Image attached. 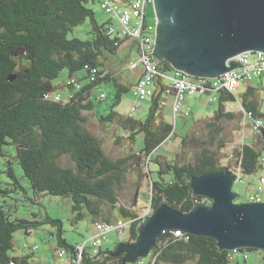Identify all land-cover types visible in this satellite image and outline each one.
<instances>
[{
	"label": "trees",
	"instance_id": "16d2710c",
	"mask_svg": "<svg viewBox=\"0 0 264 264\" xmlns=\"http://www.w3.org/2000/svg\"><path fill=\"white\" fill-rule=\"evenodd\" d=\"M96 1L100 2L0 0V157H6L5 146H11L12 158L17 160L34 194L71 200L75 220L90 218L95 234L102 225L126 223V233L122 235H127L126 241L114 249L86 245L81 260V264H122L125 255L117 254L119 246L136 242L140 229L159 207L167 205L189 214L211 206L212 200L194 194L192 178L227 169L221 166L227 121L244 116L240 122L249 119L250 127L257 120L264 122V82L260 80L258 86L245 84L241 93L221 90L214 115L204 119L206 124L201 126L196 125L203 119H193L186 135L181 136L180 151L168 159L158 152L166 141L179 137L175 129L178 117L173 124L165 112L169 89L165 77L176 70L168 61L155 57L163 76L156 78L155 91L146 99L150 107L145 119L135 117L136 113H120L118 107L124 95L133 92L140 72L130 69L134 59L120 72L110 67V59L121 56L120 50L129 38L109 34L114 28L113 16V21L98 23L90 7ZM87 20L91 23L90 38H70L74 29ZM64 71L68 79L56 84ZM105 84L115 90L108 107L103 103L110 96L101 92ZM66 88L69 94L63 97L58 90ZM207 88H211L210 82ZM231 105H237L240 112ZM89 113L102 127L117 128L128 136L130 148L125 156L114 159L107 155L99 138L87 128ZM182 118L187 120L183 115ZM253 134L254 138L235 152L242 177L264 171V126ZM13 162L8 159L4 171L13 182L6 183V187L0 181V264H31L33 252L11 254L15 233L30 234L45 225L56 228L59 256H68L69 264L83 245L77 247L64 238L61 219L48 214L15 216L12 195L22 187ZM130 172H135L140 181L149 179L150 212L145 216L135 210L141 182H136L133 203L121 200ZM253 251L262 252L255 248L226 250L211 237L168 229L156 238L148 255L150 260H141L146 264H235L238 254L247 261Z\"/></svg>",
	"mask_w": 264,
	"mask_h": 264
},
{
	"label": "water",
	"instance_id": "95a60500",
	"mask_svg": "<svg viewBox=\"0 0 264 264\" xmlns=\"http://www.w3.org/2000/svg\"><path fill=\"white\" fill-rule=\"evenodd\" d=\"M155 10V57L191 77L215 78L237 68L239 54L264 52V0H155ZM236 179L229 169L193 177L194 194L212 200L211 206L189 214L159 207L136 242L119 246L122 264L146 258L168 229L211 237L226 250H264V202L235 203Z\"/></svg>",
	"mask_w": 264,
	"mask_h": 264
},
{
	"label": "rangeland",
	"instance_id": "374dc122",
	"mask_svg": "<svg viewBox=\"0 0 264 264\" xmlns=\"http://www.w3.org/2000/svg\"><path fill=\"white\" fill-rule=\"evenodd\" d=\"M94 12L98 23L104 24L112 20V15L108 14L101 8L99 1L91 4L90 6ZM147 27L148 34L153 37L156 31L157 16L154 4H149L147 7ZM113 21V20H112ZM112 26L118 30L120 28V23L117 19L113 21ZM91 30V23L87 20L82 25L76 27L74 31L70 34V38L78 37L81 39H89V32ZM138 56V54H137ZM137 56L135 60L137 59ZM109 65L112 69L123 70L127 67V61L124 57L120 55L117 57H112L109 61ZM121 72V75H124ZM174 73L171 72L170 75ZM129 76V75H128ZM124 77V76H123ZM254 77H256L254 75ZM68 79L67 71H64L59 78L55 80L56 84L62 83ZM125 80V77L123 78ZM170 83V81H168ZM247 85L258 86L261 81L256 78L249 80ZM245 85V84H244ZM243 85V86H244ZM242 86V87H243ZM244 91V87L237 90L241 93ZM58 92L63 96L67 97L69 90L60 89ZM101 92L107 93L110 97L103 103L105 107L110 106L111 95L114 94V88L109 85H103ZM66 99V98H65ZM136 101L135 95L132 91L126 93L123 98L122 104L118 107V111L124 115L131 113V107ZM137 105L141 107V111L136 113L134 116L140 119H145L149 107L150 101L146 100L143 102H138ZM235 111L240 112L237 105H231ZM217 109L216 102L210 101V95L200 94L198 96H193L188 98V103L184 107L182 113L187 114V120H183L182 115L179 114L177 118V123L175 124L176 133L179 137H174L166 141L159 150V154L165 155L168 159L174 158V155L180 151L181 148V136L186 135L187 131L192 125L193 119L201 120L196 126H201L206 124L209 117L214 115ZM88 123L87 128L99 138L102 143L103 149L108 156L116 159L125 156L129 152V139L124 133H121L117 128H104L98 123L94 114H87ZM243 120L244 116L241 117ZM166 119L171 123L174 122V118L171 115V111L166 109ZM205 119V120H204ZM240 119V118H239ZM236 119L234 121H227L225 124V130L223 134L225 135L227 144L222 151L221 166L229 169L232 173L237 175V179L233 185V192L238 194L239 197L234 199L235 203H248L251 195L255 193L256 186L258 184L259 178L264 174L263 170L258 171L255 174L243 175L240 173L239 164L235 156V152L240 149L244 142L251 141L254 138L253 130L250 127V120L246 119V124L240 122L241 120ZM174 124V123H173ZM242 124V125H241ZM205 132H202L204 135ZM120 139V142H119ZM5 151L8 152L6 157H0V181L4 186L7 187L6 183H12V180L8 179L5 170L8 166L6 165L8 159L13 160V168L18 179L19 185L18 193H14L12 196L15 197L14 210L15 216L20 218H32L34 214H38L40 217L48 214L53 218H58L63 221L64 238L67 239L69 243L75 246H80L86 244L88 247L91 246V239L95 234V227L91 222L90 218L76 221L75 215L72 211V201L64 197H56L51 195H35L28 180L23 176L22 170L17 163V160L12 158L14 155L11 151V146H5ZM184 155V154H181ZM145 172V169H144ZM136 182H141L140 195L137 197V207L135 210L141 216H145L150 211L149 201L147 195L150 191L149 179L145 178L141 181L135 172H130L126 181L124 183V189L121 191L120 197L122 202L133 203V198L136 194ZM10 187V186H8ZM56 228L52 225H45L39 229L32 230L30 234H26L25 231H18L15 233V249L11 251L14 256H21L26 253H32L31 264H68V256L60 257V250L57 247L56 239ZM54 233V235H53ZM126 233V232H125ZM127 236V235H126ZM122 236L118 231H113L108 236V241H105L102 245L104 248L114 249L118 243L122 240L126 241L128 238ZM38 247L32 250L34 247ZM264 250L262 252L253 251L247 261L244 259L242 254H238L237 258L240 264H264ZM150 256L143 258L146 263L150 260ZM107 264H112L111 262Z\"/></svg>",
	"mask_w": 264,
	"mask_h": 264
},
{
	"label": "built area",
	"instance_id": "2783aa9c",
	"mask_svg": "<svg viewBox=\"0 0 264 264\" xmlns=\"http://www.w3.org/2000/svg\"><path fill=\"white\" fill-rule=\"evenodd\" d=\"M153 0H100L101 8L108 14H111L120 23V28L116 30L111 28L109 34H117L121 38H129L136 42L138 48L137 59L130 64L131 70L140 72L133 93L136 101L131 107V114L140 112L141 107L137 105L151 97L155 91V80L158 76H163L158 67V61L155 58L156 41L151 34H148V27L145 21L147 7ZM233 61L238 63V67L226 71L219 76L210 79L208 77H191L183 71L176 70L170 77H165L169 83V89L166 91V97L173 96L172 113L174 120L179 114L187 117L182 111L190 97L198 96L209 91L210 101L217 102L218 93L221 90L230 92L242 88L252 78H260L264 82V52L253 51L244 52L236 56ZM208 82L211 88H207ZM167 103V102H166ZM187 115V116H186ZM264 126L262 120H257L251 127L253 132H259ZM264 161V159H263ZM264 202V174L259 178L255 193L251 195L249 203ZM150 211V210H149ZM127 224L119 221L117 225H102L98 228L95 236L91 239L93 248H99L113 231H118L121 235L127 229ZM179 233V232H178ZM86 244L80 248L78 257L71 260L69 264H81L82 252ZM38 247L32 248V250ZM63 256V254H60ZM128 264H146L144 260H138Z\"/></svg>",
	"mask_w": 264,
	"mask_h": 264
},
{
	"label": "crops",
	"instance_id": "0c3cea01",
	"mask_svg": "<svg viewBox=\"0 0 264 264\" xmlns=\"http://www.w3.org/2000/svg\"><path fill=\"white\" fill-rule=\"evenodd\" d=\"M120 52H121L120 53L121 57L125 56V59H126V61L128 63L129 61H132L133 59L135 60V58H136V56L138 54V48H137V45H136V43L134 41L127 40L124 43V45L122 46V49L120 50ZM129 75L133 76L131 73H129ZM208 78L213 79L212 77H208ZM255 78L261 80L260 78H257V77H255ZM134 82H136V79L134 80ZM172 103H173V96H170L169 98H167L166 109H169L171 111V115H172ZM187 103H188V100H187ZM165 112H166V110H165ZM234 259H235V264H240L239 261H238L237 256Z\"/></svg>",
	"mask_w": 264,
	"mask_h": 264
},
{
	"label": "flooded vegetation",
	"instance_id": "af4514ba",
	"mask_svg": "<svg viewBox=\"0 0 264 264\" xmlns=\"http://www.w3.org/2000/svg\"><path fill=\"white\" fill-rule=\"evenodd\" d=\"M152 4H154V6H155V0H153Z\"/></svg>",
	"mask_w": 264,
	"mask_h": 264
}]
</instances>
